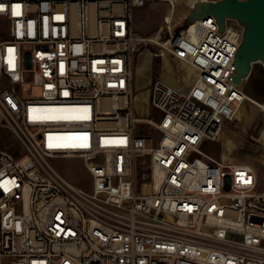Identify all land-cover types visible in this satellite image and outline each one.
Segmentation results:
<instances>
[{"label": "built area", "instance_id": "built-area-1", "mask_svg": "<svg viewBox=\"0 0 264 264\" xmlns=\"http://www.w3.org/2000/svg\"><path fill=\"white\" fill-rule=\"evenodd\" d=\"M146 1L0 0V128L25 155L0 149V264H264L254 169L200 150L245 102L232 82L241 28L199 20L192 93L155 80L159 118L139 119L135 57L166 51L160 35L134 31ZM161 1L172 18L176 0ZM140 123L159 134L155 147ZM64 160L83 164L80 180L53 167Z\"/></svg>", "mask_w": 264, "mask_h": 264}, {"label": "rangeland", "instance_id": "rangeland-1", "mask_svg": "<svg viewBox=\"0 0 264 264\" xmlns=\"http://www.w3.org/2000/svg\"><path fill=\"white\" fill-rule=\"evenodd\" d=\"M192 2L193 0H176L173 17L168 24L170 9L167 3L161 0L146 1L144 5L133 9L134 31L143 37L160 35L162 41H167L171 36H175L185 29L184 19L192 11ZM227 26L238 29V26L230 21L227 22ZM7 34L8 23L6 20L0 19V39H7ZM186 67L179 59L166 51H161L159 47L145 45L141 48L134 60L135 96L132 108L135 117L139 119L159 118V114L150 105L151 84L155 80H164V77H167L172 86L184 92L190 90L189 93H192L196 80L194 75H187ZM252 67H254L255 73L259 72L257 79L250 78L249 75L238 89L246 88L252 95L264 99V68L260 63H256ZM135 130L143 131L150 136V140L146 143L147 147L157 145L159 134L155 130L147 129L142 123L137 124ZM229 140L231 148L227 149L226 143ZM5 147L9 151L16 150L21 158L25 156L17 139L9 131L0 128V149L4 150ZM200 150L216 160H223L222 156L225 155L226 158L223 161L252 167L257 175L259 188L264 191V112L253 106L251 102H242L239 112L223 125L218 140L215 142L204 140L200 145ZM143 160L145 163H142ZM146 161L147 157L137 160V186L144 184L143 177L149 173ZM53 167L60 174L75 182L85 174L84 166L79 161H55ZM83 186L87 188L86 184ZM146 188L145 185H142L140 189L143 191Z\"/></svg>", "mask_w": 264, "mask_h": 264}, {"label": "water", "instance_id": "water-1", "mask_svg": "<svg viewBox=\"0 0 264 264\" xmlns=\"http://www.w3.org/2000/svg\"><path fill=\"white\" fill-rule=\"evenodd\" d=\"M212 17L220 32L225 20H232L241 28V41L234 58L232 82L241 86L248 79L252 66L264 68V0H199L184 19V27L195 21Z\"/></svg>", "mask_w": 264, "mask_h": 264}, {"label": "bare ground", "instance_id": "bare-ground-1", "mask_svg": "<svg viewBox=\"0 0 264 264\" xmlns=\"http://www.w3.org/2000/svg\"><path fill=\"white\" fill-rule=\"evenodd\" d=\"M170 22H171V17H170V12H169L168 24ZM201 30H202L201 21H195L192 24H190L189 26H187V28L185 30H183V32L176 34L175 36H171L170 39H168L167 41H163V42L159 43L161 47H163L166 51L172 52L176 56V58H178L180 60V62H182L183 64H185V66H187L186 72H187V75H189V76L194 75V68L188 64V61L190 59V56L192 55V52L194 50L193 46L196 43L197 36H199ZM152 38L153 37H149L150 40H152ZM164 81H166L170 86H172L167 77H164ZM172 87H174V86H172ZM174 88H176V87H174ZM176 89H178V88H176ZM236 95L240 99L242 97H244L245 101L251 102L253 106L257 107L259 110L264 112V99L259 98L255 95H252L248 90H246V88L238 89V94H236ZM241 103L238 105V107L235 111V114L237 112H239V106L241 105ZM226 147H227V149L231 148L230 140L227 141ZM222 158L225 159L226 156L223 155Z\"/></svg>", "mask_w": 264, "mask_h": 264}, {"label": "crops", "instance_id": "crops-1", "mask_svg": "<svg viewBox=\"0 0 264 264\" xmlns=\"http://www.w3.org/2000/svg\"><path fill=\"white\" fill-rule=\"evenodd\" d=\"M253 68H254V67H252V69H251V74H250L251 77H250V78H253V79L255 78V79H257V77H258V75H259V72H256V73H255V70L253 71ZM222 159H223V158H222ZM223 160H224V159H223ZM256 176H257V175H256Z\"/></svg>", "mask_w": 264, "mask_h": 264}, {"label": "snow or ice", "instance_id": "snow-or-ice-1", "mask_svg": "<svg viewBox=\"0 0 264 264\" xmlns=\"http://www.w3.org/2000/svg\"><path fill=\"white\" fill-rule=\"evenodd\" d=\"M18 7V6H17ZM11 51V50H10ZM10 63H11V61H10ZM51 146V145H50ZM64 146H68V145H64Z\"/></svg>", "mask_w": 264, "mask_h": 264}, {"label": "trees", "instance_id": "trees-1", "mask_svg": "<svg viewBox=\"0 0 264 264\" xmlns=\"http://www.w3.org/2000/svg\"><path fill=\"white\" fill-rule=\"evenodd\" d=\"M194 1V0H193Z\"/></svg>", "mask_w": 264, "mask_h": 264}]
</instances>
